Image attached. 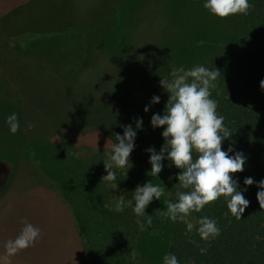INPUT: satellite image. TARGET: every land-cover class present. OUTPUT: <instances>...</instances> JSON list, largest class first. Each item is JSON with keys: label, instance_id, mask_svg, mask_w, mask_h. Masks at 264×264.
Wrapping results in <instances>:
<instances>
[{"label": "rangeland", "instance_id": "obj_1", "mask_svg": "<svg viewBox=\"0 0 264 264\" xmlns=\"http://www.w3.org/2000/svg\"><path fill=\"white\" fill-rule=\"evenodd\" d=\"M127 1L30 0L0 18V188H7L2 201L36 186L25 159L34 163L31 174L58 188L59 173L66 172L65 187L81 189L67 199L84 234L85 264L95 257L96 239H104V231L93 239L94 229L83 218L88 212L94 218L89 201L95 192L113 202L125 194L124 180L131 181V192L149 180L161 186L159 177L146 174L150 169L135 148L131 167L117 170L116 189L101 180L115 134L141 118L153 93H165L159 80L170 67L190 68L234 39L227 17L209 14L202 0H140L119 19L111 15ZM95 25L84 42L74 33ZM13 112L20 129L10 134L5 118ZM167 202L164 194L146 208L152 226L137 228L134 264H162L171 235L172 221L160 214Z\"/></svg>", "mask_w": 264, "mask_h": 264}, {"label": "trees", "instance_id": "obj_2", "mask_svg": "<svg viewBox=\"0 0 264 264\" xmlns=\"http://www.w3.org/2000/svg\"><path fill=\"white\" fill-rule=\"evenodd\" d=\"M247 15L227 17V23L234 33V39L219 45L215 54L207 60L191 65L201 64L208 68H216L221 76L216 81L211 98L217 102V111L224 117V125L232 133L230 138L222 142V150L232 146L246 156L244 170L230 174L238 178V187L243 189V180L252 177L254 182L264 178V89L260 81L264 80V0H249ZM190 67V68H191ZM155 92L160 97L159 103L150 104V96L146 105L147 113H143L142 128L136 132L135 149L145 159L143 164L150 169L148 153L145 149L152 147L159 151L163 144L160 133L163 126L153 129L150 118L153 113H162L167 101V93ZM158 106L159 110L152 107ZM135 124L133 125V128ZM231 154V153H230ZM167 165V161H162ZM179 169L165 166L158 174L167 201H175ZM124 198L131 196V181ZM177 183V184H176ZM243 193L249 201L241 219L228 215L226 201L220 197L211 202L199 213H192L187 219L194 224L201 216L215 218L220 228V235L211 242L200 240L193 231L186 234L185 225L171 222V235L164 253H174L179 264H264V208L260 209L256 200L259 191L254 183L246 186ZM89 201L94 207V229L91 236L104 231V239H96L90 264H134L132 253L135 251V234L137 225L131 208L121 213L109 210L112 202H105L100 192ZM107 225V229H104ZM84 234H82V240ZM195 241V243L190 242ZM207 251L201 254L199 248Z\"/></svg>", "mask_w": 264, "mask_h": 264}, {"label": "clouds", "instance_id": "obj_3", "mask_svg": "<svg viewBox=\"0 0 264 264\" xmlns=\"http://www.w3.org/2000/svg\"><path fill=\"white\" fill-rule=\"evenodd\" d=\"M202 7L209 14L223 19L237 14L247 15L250 3L249 0H202ZM220 76L215 67L210 69L201 64L187 69L184 66L170 67L167 75L159 80L160 87L167 93V101L162 113H153L150 118L153 129L163 126L160 133L163 144L159 151L152 147L145 149L149 154L148 176L158 177L165 166L180 170L176 176V199L169 200L166 211L162 210L160 214L172 222L183 223L186 234L194 231L205 242H211L220 235L216 219L201 216L195 224L187 219L192 213L201 212L205 205L223 197L228 215L240 220L249 205L243 193L247 191L246 186L255 183L259 189L256 200L259 208H264V178L254 182L252 177H246L243 180L245 187L240 189L238 178L230 175L242 172L247 158L242 152L234 151L232 146L226 150L221 147L232 133L224 125V117L217 111L216 100L211 98ZM260 87L264 89V80L260 81ZM159 101L160 97L154 95L150 104ZM148 110L149 105H146L143 111L147 113ZM5 124L10 134L20 129L19 119L14 112L5 118ZM121 127L123 134H115V142L111 144L107 159L102 161L106 175L101 180L114 182L113 189L117 188V170L127 171L131 167L129 156L135 147L136 132L142 128V119H136L134 128L132 125ZM164 190L165 187L154 185L151 180L143 185L137 184L129 199L125 200L124 195L118 196L109 210L121 213L125 208H131L137 228L143 232L152 226V215L146 214V208L154 199L160 200ZM40 238L41 230L25 222L19 234L5 242V255L0 259L6 261L33 246ZM199 251L204 254L207 249L201 247ZM137 255L133 252L132 258L135 259ZM162 264H179V261L174 253L169 252L162 257Z\"/></svg>", "mask_w": 264, "mask_h": 264}, {"label": "crops", "instance_id": "obj_4", "mask_svg": "<svg viewBox=\"0 0 264 264\" xmlns=\"http://www.w3.org/2000/svg\"><path fill=\"white\" fill-rule=\"evenodd\" d=\"M29 1L0 0V18L15 13ZM137 1L140 0H128L125 6L116 5L112 8L111 15L119 19L124 8ZM117 8H120L118 13L114 12ZM97 27L98 25L88 28L76 27L74 33L84 37L80 38L81 42H84L85 37ZM80 32L84 34L79 35ZM25 161L29 166L28 175L35 180L36 186L31 184L32 188L18 192L5 201H2V196L7 188H0V258L5 255V242L14 239L25 222L38 227L41 230V238L33 246L18 252L6 261L0 259V264H85L84 244L76 223V209L67 199V196L73 198L79 195L81 189L75 187L67 189L65 186L68 175L62 171L59 173L62 186L58 188L55 184L51 185L43 181L41 176L37 177L30 173L29 169L34 167L31 159ZM90 214V212L85 213L83 218L91 227L94 226V218Z\"/></svg>", "mask_w": 264, "mask_h": 264}]
</instances>
